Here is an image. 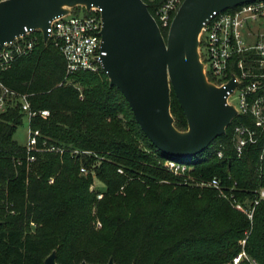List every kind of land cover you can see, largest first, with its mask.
<instances>
[{
  "label": "trees",
  "instance_id": "1",
  "mask_svg": "<svg viewBox=\"0 0 264 264\" xmlns=\"http://www.w3.org/2000/svg\"><path fill=\"white\" fill-rule=\"evenodd\" d=\"M32 35L30 52L0 69V83L14 93L0 111V264H43L52 250L57 264H234L242 251L248 257L238 264H264V199L251 220L217 188L182 183L188 174L201 183L218 177L222 189L254 201L264 174L258 148L236 155L240 117L204 152L177 158L188 167L174 174L165 166L173 158L147 138L102 69L67 73L58 48L39 30ZM20 95L35 112L29 128L40 133V151L14 139L26 115ZM170 97L174 126L185 130L172 90ZM93 175L104 185L100 199L90 190Z\"/></svg>",
  "mask_w": 264,
  "mask_h": 264
},
{
  "label": "water",
  "instance_id": "2",
  "mask_svg": "<svg viewBox=\"0 0 264 264\" xmlns=\"http://www.w3.org/2000/svg\"><path fill=\"white\" fill-rule=\"evenodd\" d=\"M255 0H183L166 37L143 0H5L0 2V45L33 29L48 40L47 28L55 17L82 6L101 9V69L110 86L121 91L135 120L151 143L164 155L190 158L204 152L238 114L227 103L231 80L217 86L209 80L199 52V35L214 11ZM171 90L187 122L174 126ZM179 162V161H178ZM56 251L43 264H57ZM79 264H90L82 261ZM104 264H115L110 258Z\"/></svg>",
  "mask_w": 264,
  "mask_h": 264
},
{
  "label": "built area",
  "instance_id": "3",
  "mask_svg": "<svg viewBox=\"0 0 264 264\" xmlns=\"http://www.w3.org/2000/svg\"><path fill=\"white\" fill-rule=\"evenodd\" d=\"M143 1L147 7L148 3L152 5L153 14H151L157 25L160 30L163 28L168 33L171 21L183 0ZM101 28V9L98 7H91L89 11L80 8L78 13L71 9L69 13L50 21L47 28L48 40L64 57L67 73L101 69L100 58L105 54L101 49ZM35 31L37 30L30 29L25 35L0 45V69L6 68L16 58L30 52L36 39L32 35ZM199 41L201 60L204 62L209 80L217 86H226L231 80L237 83L233 90L227 91V103L234 105L238 111L233 121L238 117L241 118V122L234 124L232 128L234 149L236 155L242 157L250 147L258 148V164L262 176L264 174V0H255L234 8L214 11L204 22ZM12 96L14 93L0 83L1 110L5 108L7 99ZM19 99L21 109L28 118L35 114L30 110L27 95H20ZM40 113L49 114L48 110H41ZM28 134L27 152L42 150L37 146L39 131L29 128ZM223 155V150H219L218 156ZM33 160L34 156H29L28 161ZM165 166L172 172L183 171L188 167L186 163L172 159L166 160ZM80 171L85 173V167L82 166ZM49 182H53V179H49ZM208 184L217 188L221 197L232 203L236 209L245 212L251 220L256 205L264 199V188L256 190V198L251 204L246 205L236 196L233 189H222L218 177H214ZM91 190L95 189L91 187ZM102 196V192H97V199ZM247 257L246 252L242 251L234 258V264ZM252 263L257 264L255 260H252Z\"/></svg>",
  "mask_w": 264,
  "mask_h": 264
},
{
  "label": "rangeland",
  "instance_id": "4",
  "mask_svg": "<svg viewBox=\"0 0 264 264\" xmlns=\"http://www.w3.org/2000/svg\"><path fill=\"white\" fill-rule=\"evenodd\" d=\"M0 111H1V109H0ZM28 130H29V118L26 114L23 116L22 123L16 128V130L14 132V139L17 140V142L20 144H27L28 136H29ZM118 169H121V168H118ZM183 171L173 172V173L174 174H182ZM118 172H120V171L118 170ZM120 173H122V171ZM210 181H208L206 184H204L203 182L202 183L200 182L198 177H194V176H191L189 174L184 176L182 179V183L191 182V183L200 185V187H202L204 185H206L207 187H213V186H210L208 184ZM91 187H92V189H97L101 192L104 190V185L94 175H93V182L90 186V190H91ZM229 204L231 206H233L232 203L229 202Z\"/></svg>",
  "mask_w": 264,
  "mask_h": 264
}]
</instances>
